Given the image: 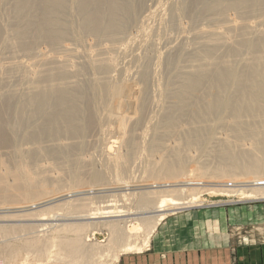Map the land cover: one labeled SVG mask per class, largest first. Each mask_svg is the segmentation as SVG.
Returning a JSON list of instances; mask_svg holds the SVG:
<instances>
[{"label":"bare ground","instance_id":"1","mask_svg":"<svg viewBox=\"0 0 264 264\" xmlns=\"http://www.w3.org/2000/svg\"><path fill=\"white\" fill-rule=\"evenodd\" d=\"M0 39V148L15 159L0 157V244L22 241L13 253L83 260L100 225L126 254L200 191L264 200V0H0ZM91 144L104 164L86 173ZM61 203L81 206L46 217Z\"/></svg>","mask_w":264,"mask_h":264},{"label":"crops","instance_id":"2","mask_svg":"<svg viewBox=\"0 0 264 264\" xmlns=\"http://www.w3.org/2000/svg\"><path fill=\"white\" fill-rule=\"evenodd\" d=\"M196 207L165 219L143 251L120 264H264V207ZM247 230V231H246Z\"/></svg>","mask_w":264,"mask_h":264},{"label":"rangeland","instance_id":"3","mask_svg":"<svg viewBox=\"0 0 264 264\" xmlns=\"http://www.w3.org/2000/svg\"><path fill=\"white\" fill-rule=\"evenodd\" d=\"M6 1H9V0H6ZM1 14L3 15L2 16V20H3L4 24H6V21H7L6 12L1 11ZM149 24L152 25L153 22H150ZM1 42H2V40L0 39V43ZM1 44L3 45V42ZM2 45H0V52H3L4 53V51H2L3 50V46ZM3 53H0V63L2 62L4 64H6L8 61L5 60L2 57L3 56ZM16 55H19V53L18 54L16 53ZM21 57H22L21 55L18 56V57H16V60H20ZM125 63L127 64V62H125ZM15 77H18V75H15ZM120 130L121 129H118L117 131H120ZM150 138H151V136L148 135L147 138H146V140H148V139L150 140ZM101 139H102V141H101ZM103 139L104 140L105 139L107 140V135L106 134L101 135V137L99 139V143H97V145L100 146L101 145V142L102 143L104 142ZM146 140L144 142H146ZM92 145L93 144H91V146H90L89 149L87 148L85 150L84 154L85 153L86 154L83 156L84 157V161H85V165H86V166H84V169H85L84 171L86 173L88 172L87 171L88 168H90V165H89L91 163L90 161H93L94 160L95 161L94 162L95 164L94 163L93 164L96 167L98 166L97 168H100L101 165L104 164L103 157L101 156V154L99 152V148L93 149V146ZM141 146H142V144H141ZM8 149L9 148H0V153H1L0 154V157H1V159H5L6 158L4 162L5 163H10L9 165L12 166L13 164H15L14 163V160L15 159L13 160L14 157H12V156H14V155L13 154L12 155L9 154L10 153V149L9 150ZM87 150H90V151H87ZM5 152H7V153H5ZM89 152H90V154L92 152V156L90 154H88ZM192 152H196V151L193 150ZM10 155H11L12 160L10 158ZM85 157L88 158V161H87V159ZM43 158H44L43 159L44 160L43 162H48V161H49V163L52 162V164H53L52 167L55 168L56 175L58 174L62 178V180H67V178H66V177H68V171H67L68 168L67 167L60 166L62 168H59V167H57V165L54 166L53 159L51 160L50 157H48L47 159L45 157H43ZM137 165L138 164L133 165V166H137ZM145 165L146 164H144V167H145ZM135 170H136V168H135ZM137 174L138 173H136L135 175H137ZM138 176L139 175H137V177ZM61 178L58 179V180L61 181ZM64 182H66V181H64ZM65 184H64V187L63 188L67 190V186ZM208 193H206V192L203 193V192L200 191V193L198 194L200 203H197V204L193 205L194 208H196V207H225V208L226 207L227 208L228 207L229 208L249 207V210H251V208H253L252 206H255L254 208L257 209V216L259 217V209L258 208H259V206L264 207V200H262L260 202L259 201H256V202H243V201L238 202L239 200H241V197H242L241 195H235L234 194V195H231L232 197L229 198L228 196L222 195V194L220 195L219 193L218 194H215V195H211V193H209V194ZM171 195H175V194H172L171 193ZM110 200H113V198L95 199L93 201H90L89 202V205H88V202L86 203V209L87 210H89V209L90 210L91 209L93 210V209H96L97 207H103L104 205L110 204V203H107L106 204V202H108ZM75 204H77L78 207ZM75 204H73V205H66L64 203H61V204L55 205L56 207L54 206V207H52L51 209H49L48 211L45 212L46 217L56 216V215H67V214H71V213L75 212L73 210H76V208H80V206H81V205H79L80 203H75ZM120 204H121V202H118L117 203V205H120ZM74 207H76V208H74ZM56 208H57V210H55ZM192 208L193 207H191L189 209H192ZM189 209H187V210H189ZM187 210H183L182 212L187 211ZM172 215H176V214L168 215L165 219H167L168 217H170ZM99 221H102V220H98V221L96 220L95 222H99ZM13 224H15V225H21L22 226L21 229L23 227H26L27 225H37V223L31 222V221L18 222V223H13ZM258 227H261V226H256V229L251 227L250 231H253V229L256 230L255 231L256 233H259V232H263L264 231V230L263 231H259L258 230ZM87 230H88V233H94L95 234V236H93V237H95L94 243L99 244L100 249L98 250L99 252H94L95 254H93V253H91V255L89 254V257H87L86 259H83V260L73 259L72 257H70L69 255H67L66 253L61 252L56 247V248H53L51 250L52 252H51L49 258H47V259H45L43 261H38L37 260V252H35V251H33V252H20L18 254L13 253L14 250H16L18 248H23L22 247L23 242L22 241H20V242L19 241H11L10 243H7V244L6 243L0 244V264H120V258H121L122 255L125 254L124 252H122L123 245L124 244H127V243L126 242H123L120 245H112L109 242V240L111 238L109 232L107 230H105V228L100 227V225L88 227ZM146 231H147V229H146L145 226L140 229V231H139L140 232L139 238H138L137 242L134 243V244H137V246L139 245V247H136L130 253H134V252H138L139 253V251H143V250H145L147 248L146 246H143L142 243H141L142 240H143V237L145 236ZM52 235L54 237L55 234H51L50 236H52ZM61 235H64V234L61 233ZM149 245H150V241H149L148 246ZM118 253H120V255H118ZM130 253H126V254H130ZM63 255H65V256H63Z\"/></svg>","mask_w":264,"mask_h":264}]
</instances>
